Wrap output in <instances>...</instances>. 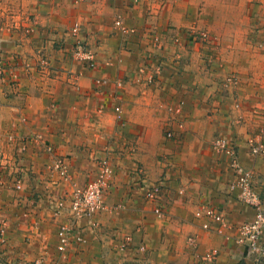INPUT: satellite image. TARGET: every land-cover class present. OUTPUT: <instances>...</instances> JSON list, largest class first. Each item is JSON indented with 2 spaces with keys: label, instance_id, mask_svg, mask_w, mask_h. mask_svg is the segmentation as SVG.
I'll list each match as a JSON object with an SVG mask.
<instances>
[{
  "label": "crops",
  "instance_id": "obj_1",
  "mask_svg": "<svg viewBox=\"0 0 264 264\" xmlns=\"http://www.w3.org/2000/svg\"><path fill=\"white\" fill-rule=\"evenodd\" d=\"M76 22L95 68L72 55ZM261 25L264 0H0V56L14 73H0V155L23 179L13 189L12 169L0 171V259H58L59 225L71 219L54 211L106 161L105 205L78 220L84 240L68 247L64 264H257L235 240L255 208L232 185L229 154L211 142L229 135L241 115L235 99L264 104ZM191 28L212 38L192 45ZM151 32L163 36L159 47ZM159 63L163 69L149 83ZM142 65L148 74L138 71ZM232 73L237 82L225 85ZM248 119L232 132L264 208V152L249 145L264 114ZM12 136L27 139L26 149ZM55 153L64 156L72 182L49 169ZM207 204L225 215L222 231L196 215Z\"/></svg>",
  "mask_w": 264,
  "mask_h": 264
},
{
  "label": "built area",
  "instance_id": "obj_2",
  "mask_svg": "<svg viewBox=\"0 0 264 264\" xmlns=\"http://www.w3.org/2000/svg\"><path fill=\"white\" fill-rule=\"evenodd\" d=\"M117 24L122 26L121 19H117ZM81 26L80 23L76 22L71 28V33L75 37V41L72 48V55L75 59L82 62H86L90 67L95 66V57L92 49L89 48L88 43L80 34ZM10 67L7 66L4 59H0V73L2 75L11 74L12 71L9 70ZM14 76V73H12ZM115 109L117 113H121L122 106L121 104H116ZM22 120H26L23 117ZM45 144V141H42ZM215 145L226 151L231 157H233L232 164L234 166L235 173L237 175L236 182L233 186L240 187L241 191L239 193V198L244 202L250 204L255 208V214L252 219L249 221L243 222L239 226V235L235 237V240L239 244H243L248 249L247 253L254 256L257 264H260L261 260L264 257V208L261 198V193L255 187L253 182V171L246 169L243 164H241L240 159L236 153L235 146L225 138L215 140ZM45 146V145H44ZM27 147L26 141L20 142V149L25 150ZM47 149L53 151L51 145L46 144ZM252 150L255 153L262 152L264 150L263 142L253 143ZM52 169L53 171H58L59 174L64 175L66 179L71 180L72 176L69 172L65 160L58 155L54 154L52 160ZM111 172V168L108 162L104 161L102 164L101 173L88 180V182L83 185H73L71 190V199L70 205H66L64 202H61L62 208H67L72 214L74 219H80L85 217L92 216L95 212L99 211L104 207V187L107 183V175ZM17 186H21V180L17 182ZM158 186H154L152 190H148L147 195L149 197L155 198L158 193ZM155 211L158 213L162 212V209L159 205L155 208ZM198 217L205 216L208 219L217 223V229L222 231L226 226L225 215L216 207L211 204H207L204 208H198L196 211ZM74 219L71 222H61L58 229L59 241L57 244L58 250L61 252V256L58 259H55L51 264H64L66 253L68 247L74 241H83V235L79 234L77 231V223ZM204 228L210 227V221L205 220L202 223ZM127 240H130V237H127ZM214 254V252H213ZM0 264H15L4 259H0Z\"/></svg>",
  "mask_w": 264,
  "mask_h": 264
},
{
  "label": "rangeland",
  "instance_id": "obj_3",
  "mask_svg": "<svg viewBox=\"0 0 264 264\" xmlns=\"http://www.w3.org/2000/svg\"><path fill=\"white\" fill-rule=\"evenodd\" d=\"M262 26H264V25H261V27ZM73 27V26H72ZM70 33H71V31H70ZM152 34V32L150 33V35H149V37H150V39H152L153 40V43H154V46L155 47H159V43L160 42H162L163 41V36L161 37H159L158 35H151ZM158 36V37H157ZM263 37H264V32H263ZM75 38V37H74ZM83 38V37H82ZM212 38V35H211V33L209 32V31H207V30H195V29H189V31H188V35H187V40L189 41V43H191L192 45L193 44H201V45H206L209 41H210V39ZM264 39V38H263ZM262 39V40H263ZM87 42V41H86ZM258 45V47H262V45H264V41H261L260 42V44H256V46ZM90 48V47H89ZM91 49V48H90ZM93 51V50H92ZM93 54H94V51H93ZM210 54V53H209ZM208 54V55H209ZM212 54H210V56H211ZM94 57H95V54H94ZM96 58V57H95ZM0 59H2L3 60V57H1L0 56ZM85 63V66H89L86 62H84ZM97 66V61L95 60V66L94 67H90V68H95ZM145 66L146 65H142V67L140 68V69H138V71L140 72V73H146V74H148L149 73V71L150 70H147V71H145L144 72V70H145ZM88 67V68H89ZM156 67L157 68H155V72H152V73H149L148 75H149V77H148V80H149V83H151V81L153 82L154 81V78H155V74H158V73H160L161 72V70L163 69V64L162 63H159L158 65H156ZM156 69H157V71H156ZM261 78H262V80L263 81H261V83L264 85V72H263V74H262V76H261ZM237 82V76H236V74H234V73H232V74H229V75H227L226 76V78L223 80V83L225 84V85H229V84H233V83H236ZM120 83L122 84V81H120ZM245 100V99H244ZM250 101H251V99H249V98H246V100H245V103H242L239 99H235V104H234V106L236 107V108H240V112H241V115L238 117V118H236L235 120L236 121H232V122H230V125H229V135H227V134H216L215 135V137H214V139H213V141L211 142L212 143V145L216 148V149H219V147L217 146V145H215L214 144V142H215V140H218V139H222V138H225V139H227V140H229L230 142H231V144L233 145V146H235V150H236V153H237V155H238V149H237V144H236V141H237V138H236V136L233 134V132H232V129H233V125H242V124H246L245 122H247V121H250V122H252L253 120H251V119H248V116H251V117H254V118H257L258 117V115H260V116H262L263 114H264V104H262V103H258V104H254V105H252L251 103H250ZM264 101V99H260L258 102H263ZM251 104V107H249L248 109H247V111L245 110V109H242L241 107L242 106H244L245 107V105L247 106H249ZM122 109H123V106H122ZM176 111H179L180 110V107H178V108H176L175 109ZM243 110V111H242ZM249 110H251V113H249ZM117 116H119L118 114H117ZM245 118H246V120H245ZM23 119V118H22ZM21 119V121H24V120H22ZM25 122V121H24ZM229 124V123H228ZM183 126V125H182ZM263 136H264V126L259 130V132H255V133H253V134H249V145H250V147H251V150H252V144L253 143H258V142H262V138H263ZM14 141H12L14 144H16L17 143V140L19 141V142H21V141H26L27 142V139H21V138H18L17 136H12L11 137ZM32 138H35V140H37L36 139V136L34 135ZM46 144H48V145H50L49 143H45L44 145L46 146ZM264 144V143H263ZM28 146V145H27ZM44 147V146H43ZM45 149H47L46 147H44ZM47 150H49V149H47ZM220 150H222V149H220ZM49 151H51V150H49ZM48 151V152H49ZM252 152L253 153H255L253 150H252ZM264 152V150L262 151V152H259V153H255V154H260V153H263ZM0 154H2V153H0ZM58 154V153H57ZM58 155H60L63 159H64V156L62 155V154H58ZM54 156V155H53ZM230 156V155H229ZM238 157H239V155H238ZM10 157H7V158H3V155H0V171L2 172V171H5V170H7V169H12V167L9 165L10 164ZM52 160H53V158H52ZM232 161H233V157H231L230 156V162H229V165H230V168L234 171V173H235V170H234V166H233V164H232ZM240 162H241V160H240ZM17 163V161H15V164ZM241 164H243L242 162H241ZM244 165V164H243ZM52 166V165H51ZM245 166V165H244ZM14 168V167H13ZM245 168L246 169H250L249 167H247V166H245ZM49 169L51 170V172H56V171H53V169H52V167H49ZM251 170V169H250ZM25 171V170H24ZM0 172V175L2 174ZM21 170H19V168H17V169H12V175H13V179H15V181H13V185H14V188L13 189H17V190H20L21 188H22V186H23V179H21V177L22 176H18V175H21ZM57 174V176H58V179L60 178V180H65V181H70V182H72V179L71 180H68V179H66V177L64 176V175H61V174H59V172L57 171L56 172ZM235 175H236V173H235ZM254 176V175H253ZM236 177H237V175H236ZM94 178V177H93ZM254 178V177H253ZM2 179V178H1ZM7 179H9V178H7ZM19 180H21V186H17V182L19 181ZM253 180V179H252ZM3 182V185H4V181H2ZM88 182V181H87ZM254 182V181H253ZM254 185H255V187L258 189V185L256 184V183H254ZM83 186V185H82ZM72 190V189H71ZM71 190H70V192H66V194H65V196H64V198H62V200L60 201V203L61 202H64L66 205H68V207H69V205H70V199H71ZM45 194V193H44ZM104 201H105V197H104ZM67 202V203H66ZM62 205L60 204V206H59V208L58 209H55V211H54V213L57 215V216H60L61 214L63 215V213H66L65 215L67 216V218H70L71 220H68V219H65V220H62L63 222H71L72 221V219H74L73 217H72V214H70V212H69V210L67 209V208H62L61 207ZM98 212V211H97ZM97 212H95L93 215H95ZM81 219V218H80ZM78 220L79 219H74V221H75V223H77L78 222ZM60 224H61V222H60ZM60 226V225H59ZM77 243V241H74L73 243Z\"/></svg>",
  "mask_w": 264,
  "mask_h": 264
}]
</instances>
